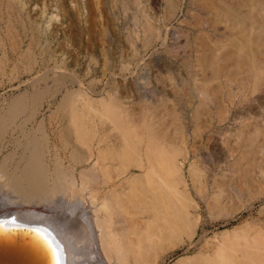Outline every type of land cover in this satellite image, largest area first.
I'll return each mask as SVG.
<instances>
[{"label": "bare ground", "instance_id": "obj_1", "mask_svg": "<svg viewBox=\"0 0 264 264\" xmlns=\"http://www.w3.org/2000/svg\"><path fill=\"white\" fill-rule=\"evenodd\" d=\"M112 2L124 10L129 4L138 8V0ZM164 5L167 15L177 11L176 0H164ZM190 9V33L180 29L184 40L177 45L181 49L178 63L186 74L176 79L158 75L165 78L160 79L161 84L169 85L173 94L171 99H161L159 93L153 97L155 105L158 98L162 103L163 115L154 104L151 108L156 109L149 111L145 97L141 106H149L148 113L144 107L137 114L132 107V112L116 96L109 103L101 100L100 108L85 99L82 107L69 108L71 94L66 92L49 115L70 158L67 170L56 157L47 161L49 137L43 130L40 135L24 137L25 141L12 137L18 134V126L36 121L38 108L14 105L2 117L0 202L17 199L18 204H42L57 213L24 210L0 214V264H155L166 240L183 230L191 233L188 185L206 203L210 215L228 214L252 199L264 198V147L259 143L260 133L250 131L257 124L262 127V117L249 116L252 121L248 124L240 122L254 109L264 110V0H188ZM141 20L147 45L158 34L147 18ZM164 91L161 88L163 96ZM168 100L179 106H168ZM96 115L98 122L112 126L101 140L115 130L118 148L102 149L98 139L96 146L89 144L82 150ZM188 120L195 129L191 136L202 141L192 140L191 151L186 150L191 133ZM37 125L40 128L42 123ZM214 134L223 146L219 156L223 162L212 164L210 160L211 166L205 165L203 171L197 167L198 153L203 149L209 159L215 156L217 143L209 144ZM6 142L11 143V150ZM102 150H110V154L100 156ZM190 153L196 159L189 163L187 185L182 169ZM233 153L237 155L232 160ZM118 159L123 162L114 167L116 172L124 173L130 167L138 171L123 183L109 181L107 174L111 161ZM105 160L110 164H104ZM137 214L147 218L135 222ZM250 224L252 232L222 234L211 254L179 259L175 264H264V220ZM150 225L155 227L149 230Z\"/></svg>", "mask_w": 264, "mask_h": 264}, {"label": "rangeland", "instance_id": "obj_2", "mask_svg": "<svg viewBox=\"0 0 264 264\" xmlns=\"http://www.w3.org/2000/svg\"><path fill=\"white\" fill-rule=\"evenodd\" d=\"M187 1L176 0L177 11L167 15L164 0H138V8L129 4L126 10L114 4L112 0H0V120L14 105L26 110L38 108L35 117L37 122L30 121L23 127L18 126V134L12 137L25 141L24 137L40 135V130H43L49 137L47 161L56 157L62 169L67 170L70 158L66 150H63V143L59 142L61 139L59 135L57 136V126L50 116L59 106L62 100L60 98H64L66 92L70 91L71 94L69 99L67 98L70 100L69 108L82 107L83 99L92 100L91 104L100 108L101 100L109 103V99L116 96L118 98L115 97L116 100L122 106L131 109L132 112L135 109L136 114L139 111L141 113L143 107L148 113L159 106V112L156 111L163 115L162 103L158 98L159 104L155 105L157 99L153 97H157L159 93L158 97L162 95L161 99H165L163 97L166 96L171 99L173 94L169 85L163 86L160 79H165L168 74L175 79L186 74V69L178 63L177 55L180 54L181 49L177 45H182L184 40L179 31L184 30L190 33L191 30L189 22L193 9L187 10ZM143 16L155 26L158 34L147 45L143 43L141 23ZM158 75L165 78L159 79ZM163 87L165 96L163 92V94L160 93ZM255 93L256 90L252 92V94ZM143 97L146 98V103L150 104V108H153L151 104L154 103L156 108L150 109L145 104L142 107L145 100ZM168 101V106L175 104L174 100ZM177 106L179 104H175V107ZM132 107H134L133 110ZM258 111L259 109H254L252 114L249 113L240 122L248 124V121H252L250 118L261 119L262 117L263 120L261 119L260 122L262 127L257 124V128L250 131L260 133L258 134V137L260 136L258 139H261L259 143L264 147V114H261L264 110H261V113ZM157 112L153 113L158 114ZM93 121L84 140L86 144L82 145L84 152L87 149L86 146L89 144L96 146L97 140H101L104 132L108 133L112 128L108 122L105 124L98 122V115L93 118ZM40 122L42 126L39 128L37 123ZM188 123L191 133L188 131L189 141L186 150L191 151L192 140L195 142L199 140L197 137L195 140V134L194 137L191 136L195 129H191L193 124L189 120ZM227 123L226 121L225 126ZM169 132L171 134V131ZM109 135L111 138L104 137L103 141H100V148L111 149V146L118 148L120 139L117 132L111 130ZM213 137L209 144L213 141L219 143L214 145L215 156H210L211 159H209V156L204 155V150L201 149L196 160L199 165L197 166L195 162L194 167L191 166L193 171H196V166L204 171L207 168L205 165L210 167V162L213 164V161L217 162V160L219 164H222L223 161L219 156L222 155L220 152H223V146L219 136L214 134ZM6 143L5 146L11 150V143ZM104 153L108 155L110 150H102L100 156ZM0 154H3V151H0ZM235 155L237 153H233L232 160ZM188 156L182 169L183 180L187 185L190 184L189 163L196 159L192 153ZM100 158V160L103 159ZM120 161L119 159L115 163L111 161V164L109 161H103L104 164H110L108 167L112 169H109L110 172L107 173L110 177L109 181L123 183L122 181L126 178L138 173L131 167L124 173L116 172L114 167L121 165L123 161ZM186 188H189L188 199L192 205L189 214L191 233L183 230L179 236L166 240L159 251L161 257L157 258L155 264H175L179 259L196 258L198 254L209 255L221 241L222 234L240 233L243 230L249 233L254 230L250 222L264 220V198L252 199L250 203L228 214L223 212L210 215L201 197L195 195L189 185ZM30 204H18L17 199L16 202H0V214L24 210L57 213L46 205ZM146 218L145 214H137L134 221L144 222ZM141 225L144 227L143 223ZM152 227L155 226L150 225L148 229Z\"/></svg>", "mask_w": 264, "mask_h": 264}]
</instances>
